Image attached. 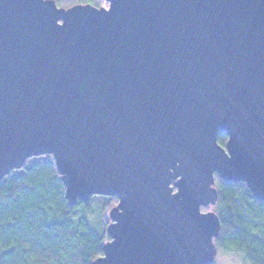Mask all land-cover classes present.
<instances>
[{
  "label": "water",
  "instance_id": "95a60500",
  "mask_svg": "<svg viewBox=\"0 0 264 264\" xmlns=\"http://www.w3.org/2000/svg\"><path fill=\"white\" fill-rule=\"evenodd\" d=\"M105 1L0 0V180L115 197L91 264H213L215 175L264 202V0Z\"/></svg>",
  "mask_w": 264,
  "mask_h": 264
},
{
  "label": "trees",
  "instance_id": "16d2710c",
  "mask_svg": "<svg viewBox=\"0 0 264 264\" xmlns=\"http://www.w3.org/2000/svg\"><path fill=\"white\" fill-rule=\"evenodd\" d=\"M59 7L103 0H54ZM218 143L222 145L218 137ZM220 220L218 253L234 255L242 264H264V202L243 182L215 175ZM115 197L93 195L69 205L53 157L26 160L0 180V264H91L109 240L108 211ZM202 211L206 209L201 208Z\"/></svg>",
  "mask_w": 264,
  "mask_h": 264
},
{
  "label": "rangeland",
  "instance_id": "374dc122",
  "mask_svg": "<svg viewBox=\"0 0 264 264\" xmlns=\"http://www.w3.org/2000/svg\"><path fill=\"white\" fill-rule=\"evenodd\" d=\"M56 5H57V3H56ZM106 6H107V2L105 0H103V4L101 7H106ZM57 7H59V5H57ZM64 8H66V7H64ZM111 207H113V205ZM202 208L206 209L205 211L201 210L202 212L214 211V206H208V207H202ZM107 219H108V216H107ZM108 221H109V219H108ZM213 264H242V263L240 262V259L234 255L231 256V255H226L223 253H217Z\"/></svg>",
  "mask_w": 264,
  "mask_h": 264
},
{
  "label": "flooded vegetation",
  "instance_id": "af4514ba",
  "mask_svg": "<svg viewBox=\"0 0 264 264\" xmlns=\"http://www.w3.org/2000/svg\"><path fill=\"white\" fill-rule=\"evenodd\" d=\"M218 137L221 139V141H222V145L224 146L225 143H226V140H227V136H226V134H225V133H220V134H218ZM217 139H218V138H217Z\"/></svg>",
  "mask_w": 264,
  "mask_h": 264
},
{
  "label": "bare ground",
  "instance_id": "6f19581e",
  "mask_svg": "<svg viewBox=\"0 0 264 264\" xmlns=\"http://www.w3.org/2000/svg\"><path fill=\"white\" fill-rule=\"evenodd\" d=\"M64 8V7H63ZM26 162V161H25Z\"/></svg>",
  "mask_w": 264,
  "mask_h": 264
}]
</instances>
